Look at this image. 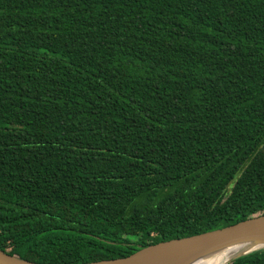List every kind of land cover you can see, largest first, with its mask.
<instances>
[{
    "label": "trees",
    "instance_id": "1",
    "mask_svg": "<svg viewBox=\"0 0 264 264\" xmlns=\"http://www.w3.org/2000/svg\"><path fill=\"white\" fill-rule=\"evenodd\" d=\"M261 216L264 0H0L2 251L90 264Z\"/></svg>",
    "mask_w": 264,
    "mask_h": 264
},
{
    "label": "water",
    "instance_id": "2",
    "mask_svg": "<svg viewBox=\"0 0 264 264\" xmlns=\"http://www.w3.org/2000/svg\"><path fill=\"white\" fill-rule=\"evenodd\" d=\"M244 246L226 264L234 260L264 250V216L252 218L219 230L200 235L162 242L144 248L135 254L116 260L95 262L90 264H146L161 258L176 256L198 249L223 247L227 245ZM259 244L253 248V245ZM0 264H37L10 256L0 249Z\"/></svg>",
    "mask_w": 264,
    "mask_h": 264
},
{
    "label": "bare ground",
    "instance_id": "3",
    "mask_svg": "<svg viewBox=\"0 0 264 264\" xmlns=\"http://www.w3.org/2000/svg\"><path fill=\"white\" fill-rule=\"evenodd\" d=\"M244 246L227 245L223 247H212L194 250L188 253L161 258L146 264H226L233 256L239 253ZM259 244L253 245V248Z\"/></svg>",
    "mask_w": 264,
    "mask_h": 264
}]
</instances>
